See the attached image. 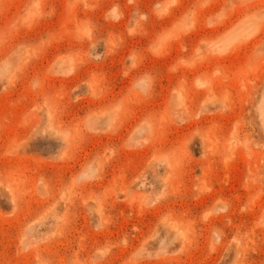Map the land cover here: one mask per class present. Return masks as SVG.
I'll use <instances>...</instances> for the list:
<instances>
[{
  "label": "rangeland",
  "instance_id": "obj_1",
  "mask_svg": "<svg viewBox=\"0 0 264 264\" xmlns=\"http://www.w3.org/2000/svg\"><path fill=\"white\" fill-rule=\"evenodd\" d=\"M0 264H264V0H0Z\"/></svg>",
  "mask_w": 264,
  "mask_h": 264
},
{
  "label": "bare ground",
  "instance_id": "obj_2",
  "mask_svg": "<svg viewBox=\"0 0 264 264\" xmlns=\"http://www.w3.org/2000/svg\"><path fill=\"white\" fill-rule=\"evenodd\" d=\"M246 16H244L245 18H243L241 20V22H239V24L235 25L237 27H233L235 29L232 30L231 33L227 32V33H230L229 36L224 35V36H226L227 39L223 36L226 41L225 40L223 41L222 46L220 48V50H222V52L223 51L227 52V50H229L228 48H230L229 45L231 43H235V45L233 44L234 46L231 45L235 48L243 40L250 39L258 33L259 24H258V21L256 20V18L254 17V15L253 16H247V17ZM227 33H225V34H227ZM212 41L214 43V40H212ZM233 47H231V48H233Z\"/></svg>",
  "mask_w": 264,
  "mask_h": 264
}]
</instances>
